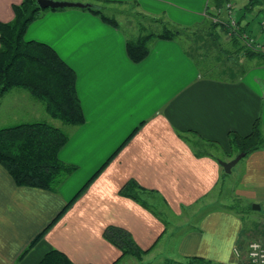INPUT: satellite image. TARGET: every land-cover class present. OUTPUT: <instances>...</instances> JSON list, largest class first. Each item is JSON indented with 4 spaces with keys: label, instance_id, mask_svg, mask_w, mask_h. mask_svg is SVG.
Wrapping results in <instances>:
<instances>
[{
    "label": "crops",
    "instance_id": "obj_1",
    "mask_svg": "<svg viewBox=\"0 0 264 264\" xmlns=\"http://www.w3.org/2000/svg\"><path fill=\"white\" fill-rule=\"evenodd\" d=\"M21 1L0 0V22H10ZM52 1L92 5L102 14L120 6L161 19L196 35L192 43L198 59L202 56L207 64L214 55L216 64L230 69L204 75L172 40L151 42L146 58L133 63L126 54L128 40L117 26L84 8L41 11L24 39L49 46L74 71L84 123L68 131L58 154L75 170L56 190L17 186L0 165V264H38L52 250L73 264H129L122 249L106 237L108 229L126 234L146 258L157 250L165 259L162 264L190 259L194 264H254L248 246L264 242V220L248 223L222 212L226 173L219 162L230 160L219 153L232 155L230 135L248 136L256 121L264 135V61L244 50L237 53L229 36L219 27L213 31V19L228 21L226 7L216 11L214 0ZM244 1H232L236 22L243 18L245 26L242 47L245 39L264 42L263 17L244 15ZM203 36L228 46L216 50L213 41L202 52L207 45ZM47 117L43 104L23 89L0 96L3 128L48 124ZM115 153L63 217L20 258ZM242 174L244 189H234L233 195L264 201V150L248 158Z\"/></svg>",
    "mask_w": 264,
    "mask_h": 264
},
{
    "label": "trees",
    "instance_id": "obj_2",
    "mask_svg": "<svg viewBox=\"0 0 264 264\" xmlns=\"http://www.w3.org/2000/svg\"><path fill=\"white\" fill-rule=\"evenodd\" d=\"M230 1L234 0H214L216 11ZM244 2L241 9L244 15L253 14L257 18L262 16L264 20V0H245ZM84 9L97 16L102 22L113 27L117 26L113 19L102 14V11L96 7L89 5ZM12 10V20L7 23L0 22V96L12 89H23L43 104L45 112L51 119L59 120L71 127L81 126L84 123V115L76 94L74 71L49 46L24 39L28 26L44 10L38 7L36 0H22ZM242 20L243 18L238 19L235 28L227 20L222 23L211 21L210 26L213 27V31L219 27L223 35L229 36V41L231 45L236 46L237 53L244 50L246 56L264 61V50L255 48L258 42L254 41L250 47L241 46L240 40L242 36H245V26L242 25ZM156 22L168 26L161 19H156ZM171 28L172 30L166 29L161 34H149L140 36L133 42L126 41L127 57L133 63H140L148 55L151 42L155 40L177 41L179 37L189 38L187 36H190L184 29L173 26ZM230 136L232 145L237 147L238 153H244V156L260 149L264 150L263 134L257 121L248 136L241 137L236 134ZM68 139L67 134L43 122L19 124L0 129V165L17 186L54 191L62 180L75 170V167L64 164L58 158L60 150ZM115 155L116 153L84 185L44 232L30 242L20 258L33 249L44 234L63 217ZM128 186L129 184L122 191L127 190ZM128 196L135 198L130 193ZM106 237L119 248L125 249L124 254L137 252L129 237L117 229H108ZM38 264L73 263L63 253L52 250L45 254Z\"/></svg>",
    "mask_w": 264,
    "mask_h": 264
},
{
    "label": "rangeland",
    "instance_id": "obj_3",
    "mask_svg": "<svg viewBox=\"0 0 264 264\" xmlns=\"http://www.w3.org/2000/svg\"><path fill=\"white\" fill-rule=\"evenodd\" d=\"M72 9H75V8H72ZM121 11H124L125 13ZM104 15H106L110 19H113L117 27L119 28V30L124 34L125 38L128 41H132V42L135 41L140 36H146L149 34L157 35V34L163 33L166 29L172 30L171 26L169 27V25L165 26L162 23L154 21L153 19L138 16L135 13V10L122 8L120 6H112V9H109V10L104 9ZM221 20L222 19L219 17L217 21L221 22ZM207 26L208 25H205L203 29L207 30L208 29ZM188 35H190V36H187L189 38H186L183 36L177 38V42L180 43V45L183 47L184 52L187 55H189L191 58H194V61L196 62V66L202 74L204 75L210 74L211 76H216V75H219L221 71L228 73L227 70L230 69L229 65H226L225 63L224 65L216 64L215 59L213 58L214 55H212V57L209 58L207 64H205L206 63L205 61L204 62L202 61V56H200V58L198 59L196 55L197 53H195L194 46L192 43L193 39L196 38V35H193V34L191 35L190 33ZM211 36L216 37V34L213 33L211 34ZM245 40H244L245 42H242V43L243 44L247 43L246 44L247 46L249 43V39H245ZM201 41L202 40H200V42ZM204 41L207 45H205V51L202 50V52H206L207 49L210 48L209 44L213 42V40H211L209 37L207 38L204 37ZM216 42L218 43V46L216 47L218 49L216 50H220L219 47L226 49V47L228 46L226 45L224 40H222L221 42L220 41H216ZM228 49H230V47ZM230 55H233V52H230ZM219 59L222 62L223 59L220 57ZM230 65L233 69H236V70L238 69V65L235 66L234 59H231ZM47 119H48L49 125L58 128L64 134L69 135L68 131L74 128V127L65 125L59 120L51 119L50 117L46 118V122H47ZM1 128H3L2 125H0V129ZM263 139H264V135H263ZM237 151H238L237 147L233 145L232 155H229L227 157L224 154V152L221 151V153L219 154H222L223 156L221 155L220 158L221 159L227 158L231 161L235 157H237L239 154H241V153H237ZM260 151H263V149H260ZM253 153L254 152L245 155L243 158L240 159V161L235 165V167H233L232 172L230 174H225L224 179L226 180V182L224 184L222 195H221L222 212H226V213L228 212L239 218L243 217L244 220L248 221V223L253 222V223L261 224V222L264 220V201H262L259 198L258 199L257 198H254V199L247 198L246 196H243L239 193L238 194L235 193V196L233 195L234 189L236 191L244 189L243 181H242V176H243L242 171H245L248 158ZM64 180L65 179H63L62 181ZM229 189H230V192H229ZM230 194L232 195L233 199L230 198L229 196ZM254 206H258L259 210L257 209L254 210L253 209ZM124 250L125 249H122V251ZM151 255H152V258H146V253H143V252H140V254L137 252H128L125 254L123 253V256L126 258V261L127 259H129L130 261L129 264H145V263L162 264V262H164L165 260L163 257L159 256V253L157 252V250H155L154 253ZM185 264H194V261L190 259L187 262H185Z\"/></svg>",
    "mask_w": 264,
    "mask_h": 264
},
{
    "label": "built area",
    "instance_id": "obj_4",
    "mask_svg": "<svg viewBox=\"0 0 264 264\" xmlns=\"http://www.w3.org/2000/svg\"><path fill=\"white\" fill-rule=\"evenodd\" d=\"M227 11V19L231 26H235L236 23V15L233 10L232 2H228L225 5ZM215 22H218L217 19H213ZM254 41L251 39L247 47H250ZM257 49L264 50V42H258L255 44ZM248 258L254 264H264V242L256 241L252 242L248 246Z\"/></svg>",
    "mask_w": 264,
    "mask_h": 264
},
{
    "label": "water",
    "instance_id": "obj_5",
    "mask_svg": "<svg viewBox=\"0 0 264 264\" xmlns=\"http://www.w3.org/2000/svg\"><path fill=\"white\" fill-rule=\"evenodd\" d=\"M37 5L40 9H65V8H86L89 5H84L81 3H70V2H59V1H52V0H36ZM244 157V153L239 154L237 157H235L233 160L229 162H219L222 166L224 172L226 174H230L232 168L240 161L241 158ZM254 210H259L258 206L253 207Z\"/></svg>",
    "mask_w": 264,
    "mask_h": 264
}]
</instances>
